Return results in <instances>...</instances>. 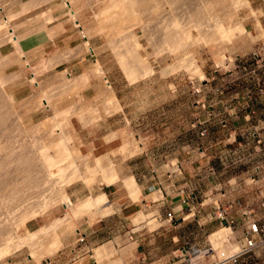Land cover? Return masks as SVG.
<instances>
[{
  "label": "rangeland",
  "instance_id": "obj_1",
  "mask_svg": "<svg viewBox=\"0 0 264 264\" xmlns=\"http://www.w3.org/2000/svg\"><path fill=\"white\" fill-rule=\"evenodd\" d=\"M10 1L14 9L0 12V92L9 98L0 93V118L8 120L0 129V156L6 153L8 163H0V175L4 171L9 175L1 177L10 179L0 187V233L7 227L0 234V250L10 246L0 253V264H46L48 258L72 264L71 255L59 254L81 244L78 232L100 219L115 231L129 228L130 220L155 226L146 216L151 210L142 207L149 197L162 194H145L142 202L140 187L134 194L127 185L128 177H134L129 166L139 180L165 187L169 195L176 191L168 188L173 182L186 185L183 207L190 213L182 226L193 230L191 254L197 259L180 264H264V234L257 235L258 244L248 252L235 260L229 257L244 245L248 221H264V0H249L248 7L229 5L228 0L204 4L199 8L205 34L193 26L189 4L172 10L164 6L161 14L170 15L166 24L142 0H122L126 4L112 13L105 0L101 10V0H85L80 12L88 32L80 20L76 24L68 0ZM171 17L191 28L188 39L176 42L178 49L163 34V27L174 22ZM218 21L229 27V34L217 31ZM27 34L30 42L21 52L10 37ZM130 42L140 44L139 54L153 71L140 66L141 71L129 72L124 66L131 65ZM188 62L202 72L193 71ZM60 134L70 137L69 150L49 149ZM98 135L118 137L116 148L103 154L104 145L92 150L90 140ZM44 150L59 173L50 176L38 196L33 183L49 169L45 158L40 162ZM19 156L27 158L26 165ZM122 184L139 201L143 218L134 213L126 217L128 211L105 193ZM101 195L107 206L100 213L93 198ZM66 196L71 206H65ZM33 252L36 257L30 256Z\"/></svg>",
  "mask_w": 264,
  "mask_h": 264
},
{
  "label": "crops",
  "instance_id": "obj_2",
  "mask_svg": "<svg viewBox=\"0 0 264 264\" xmlns=\"http://www.w3.org/2000/svg\"><path fill=\"white\" fill-rule=\"evenodd\" d=\"M9 1L0 0V12L14 9L13 4H10L12 2L9 3ZM73 59L75 57L70 58V60ZM69 66L72 69L74 65L70 63ZM26 84V82L23 84L25 89L27 88ZM19 88L17 89L19 90ZM221 122L224 124L225 121L221 120ZM117 138L107 139L104 135L94 136L90 140L93 142L91 148L97 150L104 145L105 149L100 154L110 152L116 148V145L113 146V141ZM181 166L185 171L184 165L181 164ZM128 171L134 176L138 189L140 187L138 197L141 198L142 202L145 200V194H150L153 191L162 194L156 199L149 197L142 207L143 210H151V214L146 216L154 222L155 226L149 227L147 223H135L130 220L128 223L129 228L115 231L109 228L106 229L103 226L106 221L100 219L91 223L87 229L79 231L78 234H84V240L81 244L63 250L59 257H64L67 254L71 255L72 264H180L184 260L188 263L189 261L193 262L196 258L191 254V250L193 251L191 242L193 230L187 229L188 226H182L189 221L187 213H190L188 207H183L187 206L183 205L186 185L182 183L175 186L174 182H171L173 186L169 185V190L176 189V191L174 190V193L169 195L165 187L158 185V188H156L154 184L139 180L136 174L137 170L131 166H129ZM175 175V173L172 174V179H175ZM124 190L125 194L123 193ZM105 193L110 196L116 207L128 211L126 217L134 213L136 219L143 218L140 214L141 211H138L140 209L139 201L131 198L132 193L125 184L119 187H111ZM133 193L135 194L134 190ZM123 196H127V199L124 200ZM175 206H179L177 210L173 209ZM169 211H172V219L168 218L167 213ZM200 230L201 228L196 229L197 232H200ZM53 262L59 264L57 261ZM215 263L217 262L211 264Z\"/></svg>",
  "mask_w": 264,
  "mask_h": 264
},
{
  "label": "bare ground",
  "instance_id": "obj_3",
  "mask_svg": "<svg viewBox=\"0 0 264 264\" xmlns=\"http://www.w3.org/2000/svg\"><path fill=\"white\" fill-rule=\"evenodd\" d=\"M66 1V0H65ZM102 1L103 0H101V2H99L98 3V6H99V8H100V6L102 5ZM124 1V0H123ZM122 0H105V2H103V4L104 3H106V5L104 4V7H106L108 10L109 9H111V11H109L110 13H112V10H114L115 11V9L116 8H119V6L120 5H123V4H126V2H128V1H130V0H128V1H126L125 3L123 2ZM132 2L131 3H133V2H136V1H139V0H131ZM141 1V0H140ZM143 2H141V4L142 3H144L145 5H143V6H146V5H152V8H154L153 10L154 11H157L159 14H160V21L161 20H163L166 24H167V22L169 21V19H170V15H169V13L167 12V13H163V14H161V12H162V10H163V8H164V6L165 7H168V8H173V7H175V5H179V3L180 4H182V5H187V4H189V5H191L190 7H191V13L190 14H193L192 12H194L195 13V15L193 16V17H189V18H192V19H190L191 21H193V26H195V27H197L198 29H199V34H205L206 33V30H207V26H203V18H202V15H201V6H203L204 4H207L206 6H209V4H214L211 0H209V3H205V2H203L202 0H153L154 2H156V3H154V5L152 4V0H142ZM205 1H207V0H205ZM218 1V0H217ZM231 1V2H230ZM228 0V4L229 5H235V3H242L243 4V6H249V0ZM68 6L69 7H71L70 8V14H71V16H73V18H74V20H75V22H76V24L77 25H80V23L82 22L84 25H86V28H87V31L89 32L90 31V26L89 25H87L85 22H87V21H85L84 22V20L85 19H83L82 18V13L80 12V10L81 9H83V8H81L80 9V7L81 6H83V5H85V0H68ZM212 2V3H211ZM123 3V4H122ZM223 3V2H222ZM225 3V2H224ZM66 4V3H65ZM89 4V3H88ZM136 4H139V3H137L136 2ZM216 4V3H215ZM26 6V5H25ZM91 6V5H90ZM132 6V5H131ZM135 6V5H134ZM193 6V7H192ZM205 6V5H204ZM224 6V5H223ZM237 7H238V4L236 5ZM236 6H235V8H236ZM92 7V6H91ZM103 7V6H102ZM123 7V6H122ZM149 7L150 6H148V9H149ZM178 7V6H177ZM176 7V8H177ZM182 7H184V6H182ZM181 7V8H182ZM200 7V8H199ZM231 7V6H230ZM95 8V7H94ZM93 8V9H94ZM147 8V7H146ZM187 8V7H186ZM193 8V9H192ZM208 8V7H207ZM229 8V7H228ZM250 8V7H249ZM248 8V9H249ZM97 9V8H96ZM105 9V8H104ZM128 9V8H127ZM126 9V10H127ZM142 9V8H141ZM143 9H145V8H143ZM179 9V8H178ZM183 9V8H182ZM190 9V8H189ZM230 9H232V7L230 8ZM253 9V8H252ZM252 9H249V10H252ZM95 10V9H94ZM100 10H101V8H100ZM100 10L98 9V12H100ZM133 9H131L129 12H133L132 11ZM164 10H166V8L164 9ZM169 10V9H168ZM172 10V9H171ZM183 10H186V9H183ZM113 11V12H114ZM254 11V10H253ZM106 12V11H105ZM118 12H119V9H118ZM127 12V11H126ZM136 12V11H135ZM180 12V11H179ZM190 12V11H189ZM229 12V11H228ZM249 12V11H248ZM252 11H250V13H251ZM115 13V12H114ZM116 13H117V10H116ZM115 13V14H116ZM121 13V12H120ZM98 14V13H97ZM100 14H101V12H100ZM130 14H132V13H130ZM138 14V13H137ZM170 14H171V12H170ZM176 14V13H175ZM174 14V15H175ZM253 14V13H252ZM108 15V14H107ZM106 15V16H107ZM185 15V14H184ZM183 15V16H184ZM187 15V14H186ZM185 15V16H186ZM229 15V14H228ZM231 15V14H230ZM110 16V15H109ZM117 16V15H116ZM120 16V15H119ZM122 16V15H121ZM136 16V15H135ZM139 16V15H138ZM176 16V15H175ZM233 16V15H232ZM92 17V16H91ZM97 17V16H96ZM108 17V16H107ZM111 17V16H110ZM113 17H115L114 15H113ZM134 17V16H133ZM231 17V16H230ZM234 17V16H233ZM232 17V18H233ZM109 18V17H108ZM117 18V17H116ZM228 18V17H227ZM226 18V19H227ZM7 24H9V20H10V15H9V17H7ZM158 19V20H159ZM171 19H173V20H171V21H174V22H172V24L170 25V23L168 24V25H170V26H165V27H163L164 28V31H163V34H164V37L167 39V40H169L170 42H172V44H173V47H174V49H178V43H176L179 39H185V38H187L188 39V37H190L191 36V28L190 29H188V28H184V27H182V26H180V25H178L177 23H176V21H177V19H176V17L175 18H172L171 17ZM185 19V18H184ZM79 20L81 21L80 23H79ZM88 20V19H87ZM93 20V19H92ZM168 20V21H167ZM98 21V20H97ZM114 21V20H113ZM106 22H107V20H106ZM170 22V21H169ZM163 24V26L164 25H166V24ZM241 23V22H240ZM216 28H217V31H219V33H223V35L225 34H229L230 33V31L231 30H229L226 26H225V24H224V22H221V21H218L216 24ZM9 27H11V28H9L10 30L12 29H14L12 26H10V25H8ZM238 26V28L240 27V25H237ZM242 26V25H241ZM237 28V27H236ZM98 29V28H97ZM242 29H244V28H242ZM85 30V29H84ZM86 31V30H85ZM82 32V31H81ZM218 33V34H219ZM12 34V33H11ZM29 36H30V34H29ZM28 36V34L27 35H23V36H21V35H19V36H15V38L14 37H10L11 38V40L12 39H14V42H15V44H17V46H19V50L21 51V52H25L26 51V48L28 47L27 45H29V42H30V37ZM85 36V35H84ZM202 36V35H201ZM202 38V37H201ZM28 39H29V41H28ZM195 39V38H194ZM183 41V40H182ZM26 42H28V43H26ZM1 43V42H0ZM131 43V42H130ZM134 43V42H133ZM183 43V42H182ZM132 44V43H131ZM32 45V44H31ZM140 45V44H139ZM138 44H132L131 46H130V49H129V51L131 52V55L129 56V58H131V60H129V62H131V65H129L128 63L126 64H124V66L125 67H127L128 68V70H129V72H137L138 71V69H139V71H141L140 70V68L144 71V72H151V71H153L152 69H151V67L148 65V63L145 61L146 60V57L143 59L142 57H141V55L139 54V48H140V46H139ZM181 46V45H180ZM177 51V50H176ZM9 57V56H8ZM123 58V57H122ZM7 59V58H6ZM11 60V59H10ZM125 60H126V58H125ZM194 60V59H193ZM2 62H4V64H5V61H2ZM10 62V61H9ZM128 62V61H127ZM97 63V69L99 70V72H100V74L101 73H104L103 72V69H102V67L99 65V63L98 62H96ZM194 63V62H193ZM127 65V66H126ZM188 65H189V67L193 70V71H195V72H202V69H200L196 64H192V63H190V62H188ZM141 66V67H140ZM34 74V73H33ZM131 74H133V73H131ZM17 75V74H16ZM35 76V75H34ZM33 76V77H34ZM13 77L15 78V76L13 75ZM18 77V76H17ZM104 77H105V75H104ZM34 79V78H33ZM106 79V78H105ZM1 85V84H0ZM1 93V95L3 96L2 97V99L5 97V99H9L8 98V96L6 95V92L4 93V91L2 92H0ZM7 96V97H6ZM45 97H46V95H44ZM48 96V95H47ZM44 98V97H43ZM49 98V97H48ZM45 101V100H44ZM47 101V100H46ZM45 101V102H46ZM47 103V102H46ZM48 105H49V102H48ZM64 111V110H63ZM63 114V113H62ZM1 118H3V117H1ZM1 118H0V129L3 127V126H5V125H3V123L5 122V121H8V120H1ZM56 118V117H55ZM4 119V118H3ZM12 123V122H11ZM59 123V122H58ZM6 124V123H5ZM3 125V126H2ZM6 125H8V124H6ZM61 125V124H60ZM15 126V125H14ZM60 127H62V126H60ZM59 127V128H60ZM6 128V127H5ZM16 128V127H15ZM21 128V127H20ZM58 128V129H59ZM9 129V128H8ZM56 129V128H55ZM3 130V129H2ZM28 130V129H27ZM63 130V129H62ZM55 131V130H54ZM60 131V130H59ZM58 130H57V132H59ZM7 132V131H6ZM53 133V132H52ZM60 133V132H59ZM62 133V132H61ZM10 134V133H9ZM9 134H8V136H9ZM23 134V133H22ZM65 135V134H64ZM60 136H61V134H60ZM63 136V135H62ZM61 136V138H58V139H56V140H52V141H48L49 143H48V146H49V149H50V147L51 148H63L64 149V147H65V149L67 148L68 149V144L71 142V140H70V142H68L69 141V138L66 136V137H62ZM11 137V136H10ZM48 138V137H47ZM51 138V137H50ZM50 138H49V140H50ZM53 138V137H52ZM51 138V139H52ZM72 138V137H71ZM15 140V139H14ZM9 141H11V140H9ZM46 141V140H45ZM23 143V142H22ZM44 143V142H43ZM47 143V142H46ZM26 144V143H25ZM9 145V144H8ZM29 146V145H28ZM27 146V147H28ZM48 146H47V148H48ZM6 147V146H5ZM11 147H13V146H11ZM4 148V147H3ZM15 148V147H14ZM22 148H23V146H22ZM12 149V148H11ZM40 149V148H39ZM43 149H45V148H43ZM17 150V149H16ZM69 150V149H68ZM12 151V150H11ZM25 151V150H24ZM29 151V150H28ZM45 151V153L43 152L42 154H40L41 156H44L43 157V159L45 158L46 159V163H47V165H48V170L47 169H45V170H47L48 172H42L43 174H39L38 173V175H37V178H36V181L33 183V187H34V193L36 194V195H38V196H40L43 192H44V187H45V184L48 182H50V180H48V179H50V176L52 175H55V172H56V174L57 173H59L58 172V169L56 168V170H55V168L53 169V165H54V163L55 162H53V158L51 159V154H49L50 156H47L46 154V150H44ZM2 152V151H1ZM14 152V151H13ZM30 152V151H29ZM47 152H48V149H47ZM6 154V153H5ZM5 154H3V155H5ZM24 154V153H23ZM22 154V155H23ZM71 154V153H70ZM3 155H1L0 156V159L2 160V161H0V163L1 162H3L5 165H8V163H6L7 161V157H5V156H3ZM17 155H18V153H17ZM26 155V154H25ZM32 155V154H31ZM7 156V155H6ZM21 156V155H20ZM19 156V157H20ZM36 157V156H35ZM68 157V156H67ZM9 158V157H8ZM41 158V160H40V162L41 161H43L42 163H44L45 162V159L44 160H42V157H40ZM65 158V157H64ZM63 158V159H64ZM29 159V158H28ZM35 159V158H34ZM26 160H27V158L25 159V157L24 156H22V157H20L19 158V163H22V164H25L26 165ZM8 161H10V160H8ZM21 161V162H20ZM39 161V160H38ZM37 161V162H38ZM56 161V160H55ZM61 161V160H60ZM30 162H28L27 164H29ZM45 163V164H46ZM2 164V163H1ZM0 164V165H1ZM3 164V165H4ZM10 164H12V162H10ZM55 164H57V163H55ZM29 165H31V164H29ZM28 165V166H29ZM61 165V164H60ZM71 165V164H70ZM10 166V165H9ZM24 166V165H23ZM2 167V166H1ZM45 167V166H44ZM58 167V166H57ZM3 168V170H4V167H2ZM2 168L0 169V172H1V170H2ZM7 169H8V166L6 167ZM23 168V167H22ZM26 168V167H25ZM17 169V168H16ZM26 169H28V168H26ZM30 169V168H29ZM28 169V170H29ZM35 170V169H34ZM33 170V171H34ZM7 171V170H6ZM8 171H9V169H8ZM7 171V172H8ZM16 171V170H15ZM32 171V170H31ZM32 171V172H33ZM62 171V170H61ZM11 172V171H10ZM25 173H26V171H24ZM4 173V171H2V174L0 175V187L1 188H3L4 186H6L7 185V180H10L9 178H6L5 179V177L4 178H2L1 176L2 175H4L5 176V173ZM12 173V172H11ZM10 173V174H11ZM9 175V173H6V175ZM23 174V173H22ZM8 175H7V177H8ZM11 175H13V173L11 174ZM29 175V174H28ZM75 175V174H74ZM15 176V175H14ZM60 176H61V172H60ZM11 178H12V180H13V177L11 176ZM15 179V178H14ZM28 179H30V178H28ZM56 179V178H55ZM32 180V179H31ZM52 181V180H51ZM56 181V180H55ZM127 185L129 186V187H131L133 190H134V192H135V194H138L139 193V189H138V187H137V184H136V182H135V178L134 177H129L127 180ZM11 182V181H10ZM10 184V183H9ZM47 185V184H46ZM55 185V184H54ZM28 187V186H27ZM31 187V186H30ZM33 187H32V189H33ZM18 189H20V188H18ZM31 189V188H30ZM2 191V190H1ZM22 191V190H21ZM21 191H18V192H21ZM33 191V190H32ZM26 194V193H25ZM106 195V194H105ZM107 196V195H106ZM92 199V198H91ZM55 200V199H54ZM107 200V198L103 195H101V196H99V197H94L93 198V207L95 208V209H97V211L98 212H103V210L104 209H106V206H107V202H105ZM46 201H49V199L48 200H46ZM53 202V201H52ZM51 202V204H53ZM63 202H64V204H66L65 206H71L72 204H73V201H72V199L70 198V197H67L66 196V198H64V200H63ZM54 203H56V201H54ZM106 203V204H105ZM110 206V205H109ZM111 211V210H110ZM27 213V212H26ZM94 213V212H93ZM29 214V213H28ZM68 214V213H67ZM27 215V214H26ZM28 216V219H29V215H27ZM64 216V215H63ZM68 216V215H67ZM32 217H33V215H32ZM74 217V216H73ZM60 218V217H59ZM62 218V217H61ZM58 219V218H57ZM56 219V220H57ZM23 220V219H22ZM59 221V220H58ZM57 222V221H56ZM21 223V222H20ZM55 225V224H54ZM2 226V225H1ZM3 227V226H2ZM6 226L5 227H3L2 228V230H4V232H5V230H6ZM0 229H1V227H0ZM1 232H3V231H1ZM3 232V233H4ZM3 233H0V234H3ZM26 233V232H25ZM35 234V233H34ZM5 235V234H4ZM24 235V234H23ZM3 236V235H2ZM33 237V236H32ZM1 238V237H0ZM2 238H4V237H2ZM1 238V239H2ZM2 240H4V239H2ZM8 244V243H7ZM10 245H12V244H10ZM9 246V245H8ZM8 246H6V248H3V249H1L0 250V253L1 252H3V250L5 251V250H8L9 248H8ZM10 247V246H9ZM49 252V251H48ZM237 253V250H235L234 252H233V254H231L230 256H232V255H235ZM1 254H3V253H1ZM0 254V255H1ZM30 256H33V257H36L37 256V254L36 253H34L33 252V255H30ZM229 256V257H230ZM216 264H220V262H217Z\"/></svg>",
  "mask_w": 264,
  "mask_h": 264
},
{
  "label": "built area",
  "instance_id": "obj_4",
  "mask_svg": "<svg viewBox=\"0 0 264 264\" xmlns=\"http://www.w3.org/2000/svg\"><path fill=\"white\" fill-rule=\"evenodd\" d=\"M167 215L168 218L171 219L173 217L172 211H169ZM260 234H264V221L255 219L248 221V225L246 227V230L244 231V245L240 247V250L235 255H232L230 257L235 260L240 253L248 252L251 248L255 247V245L258 244V240L256 239V237ZM83 239L84 235L81 234L77 240L82 242ZM46 264H54V262L50 258H48L46 260ZM220 264H222L221 261Z\"/></svg>",
  "mask_w": 264,
  "mask_h": 264
}]
</instances>
